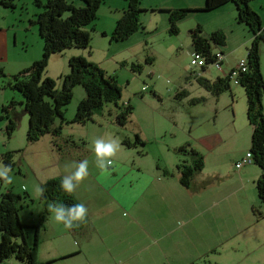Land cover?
<instances>
[{
  "label": "rangeland",
  "instance_id": "374dc122",
  "mask_svg": "<svg viewBox=\"0 0 264 264\" xmlns=\"http://www.w3.org/2000/svg\"><path fill=\"white\" fill-rule=\"evenodd\" d=\"M183 3L188 2H185V0H140L139 20L143 29L131 35L127 40L111 42L110 34L102 36L101 33L92 32L90 45L87 49H69L61 55L49 58L42 77L52 79L56 89L61 88L60 77L69 72L68 59L73 57L72 53H80L83 58L97 64L107 76L115 77L121 89V102H128L134 109L129 123L125 126L104 125L103 128L108 127L104 135L100 133L101 135L88 136L89 128L84 129L79 125H70L69 128L74 129L70 134L72 136L68 137L69 131L62 129L60 136L53 137L47 134L35 143L26 141L28 115L23 113V108L19 109L20 104L18 103V101L24 102V99L17 91L12 90L8 84L12 81L13 75L41 58L42 43L40 41L37 43L32 39L38 35H36L34 28L33 31L31 30L32 26L29 24L31 20H34V13L39 10L34 4V0H16L14 2L16 4L15 9L4 8L0 4V27H2L0 32V69L4 74V77L0 76V115L2 114L1 107L7 105L10 101H14L16 103V113L21 119L19 124L16 122V131L10 138L7 137L5 131L7 120H0V163L4 164L2 157L7 152H11V161L14 163V167L9 172L11 183L0 182V194L7 191V189L20 195L26 192L30 199L32 197L35 199L33 203H29V208H35L38 204L36 198L40 196L36 191L37 188H40L38 182L52 175H58L63 171L62 164L60 165V162L56 161V156L61 155L63 158L76 159L71 163L77 162L80 157L87 158L89 164L95 163L96 158L92 150V142L96 138L119 137L117 139L121 142L129 136L130 141H132V137L134 141L135 136L133 135L135 133L139 135L147 134L148 130L141 125L149 117H156L152 113V109L157 108V106L168 113L174 110L177 119L174 128H171V122L164 123L167 131L165 132L167 144L163 145V151L167 149L165 145L173 147L172 145L178 142L177 147L186 143L198 147L200 140L209 134L219 136L220 142L216 146V152H219V157L223 156L224 159L223 176L235 178L237 172L239 174L248 172V177L253 175L250 164L245 165L240 171L234 168L237 161L240 162L245 158L244 155L248 152L251 137V128L246 117V98L243 88L231 81L229 91L214 96L188 76L190 72H194L209 80L223 77L229 70L235 68L240 60L246 58L252 34L244 24L237 23L236 10L233 7L234 5L229 3L230 5L214 11L189 13L178 23V35H170L168 33L167 12L172 9H191L183 7ZM75 5L80 6L82 3L77 0ZM126 8V0H104L97 12L94 27L96 29L106 27L110 18L116 16L119 19L123 13L122 11ZM252 8L257 11L256 13L259 15L264 27V0H257L252 4ZM29 26V32H25V39L28 37V49L26 47L21 48L23 29L24 27L29 28ZM196 26L201 27L204 37H208L214 30H220L224 33L225 46L214 49V52H223L222 71L210 66L207 68L206 73H200L198 67L190 65L193 54L190 30L195 29ZM12 28L19 31L15 48L11 47L13 44ZM3 43L7 46L5 50ZM258 54L260 72L264 80L263 42L258 43ZM147 57L153 59L151 64L146 63ZM132 65H135V70L132 69ZM143 87H146L147 91H142ZM180 89H185L187 96L175 100L174 94ZM153 91L156 94H152ZM154 95L156 97L160 95L163 100L161 102L157 101ZM84 97L83 88L81 86L75 87L72 92V99L67 106L66 115L70 113V117L73 118L78 103ZM191 99H202V101L192 105L190 104ZM261 102L264 110V94H262ZM110 106L112 105H106L103 110L106 112L111 108ZM13 115L12 113L9 115L12 120H14ZM104 115V118H102L95 114L94 120H101L99 123H103V119L110 117L106 113ZM85 131L86 135H84ZM51 146L57 150V153ZM156 146L157 143L153 141L143 148L138 147L130 150L120 145L113 161H127L128 159L140 161L141 153L150 152L145 158L141 159L153 167L156 160L163 164L161 159L165 160L167 154H157V157L155 153ZM50 149L53 150V153L49 152ZM176 149L173 151L172 156L180 159L178 164L189 161L188 155L181 154ZM172 163L174 162L172 161ZM207 163H210L209 157ZM118 172L119 177L125 173L124 178H127L128 173L126 170H118ZM206 172L212 174L215 169L212 166ZM224 193L229 195L230 192L226 190ZM252 194H250L252 198L247 200L252 202L253 206L247 207L246 211L243 209L234 211L232 207L228 209V203H223L221 207H218L219 210H212L208 216L212 225L210 240L206 243L207 249H211L205 254L208 255V258L206 260L198 258L199 254L203 252L201 249L204 248H202V245L194 243L193 249L184 251V254L189 253L196 258H193L191 264L241 263L235 257L236 255H232L222 244L227 237L226 235L231 234L237 224L241 223L247 227V216L251 217L252 215V213L250 215L248 208L254 207L262 213L259 209L262 204L259 202L257 194L254 195L253 191ZM252 219L254 220L248 226V229L251 227L250 232L247 230L248 233L241 235L244 241L241 247L247 248L248 252L241 251L240 257L246 263L251 261L253 254L262 252L264 248L258 242L261 238H257V234L254 232L256 227H252L256 219L254 216L251 217ZM31 239L30 234L28 242H31ZM252 245L257 248L255 251L252 250ZM231 257H235V259L230 260ZM0 264H18V261L9 259Z\"/></svg>",
  "mask_w": 264,
  "mask_h": 264
},
{
  "label": "crops",
  "instance_id": "0c3cea01",
  "mask_svg": "<svg viewBox=\"0 0 264 264\" xmlns=\"http://www.w3.org/2000/svg\"><path fill=\"white\" fill-rule=\"evenodd\" d=\"M15 1L13 0L12 3L14 4ZM40 1L44 3L46 0ZM186 1L188 3H183V7L201 9L204 7L205 0L203 2L198 0V3L196 0ZM256 1L254 0L250 3L252 10H254L252 4ZM14 6L13 9L16 8V4ZM38 10L33 15L34 19L35 15L41 11L40 8ZM117 20L118 18L113 16L106 27L99 29L94 27L93 32L101 33V35L104 33L107 36L113 31ZM29 24L32 26L31 30L33 31L34 28L36 35H38L37 26L32 25L30 22ZM30 26L23 29L21 48L26 47L28 49V37L25 39V32H29ZM1 28L0 32L2 31ZM18 33L19 31L12 30V48L16 47ZM32 39L37 43L39 41L42 43L39 40V36H35ZM5 49H7L6 44H4ZM54 56L52 55L50 58ZM72 56L82 55L80 53H72ZM92 63L94 62L92 61ZM182 90L185 89H180L174 94L175 100L177 99L175 96ZM142 91H147V88L143 87ZM153 93L156 94L154 91ZM155 99L159 102L163 100L160 95L159 97L155 96ZM21 102L18 101L20 108H17L19 109L23 108ZM66 110L67 107L64 110V116L66 115ZM16 112V107H14L8 115L14 114L13 118L19 124L21 119L18 118ZM152 113L156 117H149L141 125L142 127L145 126V129L149 132L147 131V134L143 135L136 133L133 135L138 136L144 145L127 149L143 148L153 141L157 143L155 149L157 157L159 154H167L165 160L161 159L162 157L160 158L163 164L156 160V164L153 167L141 159L145 158L150 152L141 153L140 161H131L129 159L127 161H113L106 171H101L95 163L89 164L88 177L73 192L76 200L79 203H84L88 208V224L81 231L75 233L66 229L63 224L56 223L51 212L44 223V227H40L37 233V258L40 262H52L51 264H191L193 263L192 260L196 258L189 253L184 254V251L193 249L194 243H198L204 248L201 249L203 252L200 250L202 253L199 254L198 258L205 260L208 258V255L205 254L211 249H207L206 243L210 240L212 230L208 216L213 209L215 211L219 210L218 207H221L223 203H228V209L232 207L234 211L239 209L246 211L247 207L253 206V203L247 199L252 198V191L255 195V182L260 177L261 171L257 166L250 164L253 169L251 177H248V172L246 174L237 172L235 173L237 174L235 178L223 176L224 159L223 156L219 157V152H216V146L220 142L219 136L209 134L200 140L198 147L190 144L195 151L202 155L204 166L200 173L193 176L189 189L182 187L179 184L178 173L176 172L180 159L172 156L173 151L178 148V142L172 145L173 147L165 145L167 149L163 151V145L167 144L165 137V132L167 131L164 123L168 121V123H172L171 128L176 127V112L173 110L168 113L157 106V108L152 109ZM97 115L102 118L105 116L104 113ZM94 116L92 121L79 125L84 129L86 127L89 128L88 136L93 134L101 135L100 133L104 135L108 128L107 126L103 128L104 125H117L114 122V116L108 115L110 117L103 119V123H99L101 120L95 121ZM64 118L67 121L72 119L70 113ZM59 124L60 119L54 122V127H58ZM70 125L78 124L63 123L61 127V131L62 129L69 131L68 137L72 136L70 134L74 130L69 128ZM250 128L252 133V126ZM84 135H86V131ZM125 139L130 141L129 136L125 137ZM119 143L122 146L120 141ZM51 148L56 150L52 146ZM52 149L49 150L50 153H53ZM55 152L57 153V150ZM208 157L210 159L209 164L207 163ZM82 160L84 159L80 157L77 162ZM56 161H59L60 165L62 164V173L39 181V186L50 178H63L74 170L68 165L71 166L73 164L71 162L76 161V159L63 158V156L58 155L56 156ZM212 166L215 172L207 174L206 171ZM244 167L235 169L240 171ZM111 169L112 171H110ZM118 170H126L128 173L127 178H124L125 173L119 177ZM162 170H167L172 175L164 176ZM226 190L230 192L228 193L229 195L224 193ZM37 199L38 204L35 208H29V205H24L19 212L21 221L27 225H38L42 204L39 201V197ZM32 200L34 202V197H32ZM251 207L248 208L250 215L252 213ZM259 209L262 212V217L260 219L255 218L256 220L252 227H256L254 232L257 234V238H261L258 242L264 246V206L260 205ZM253 216L252 213L251 217ZM251 217L247 216V227L241 223L237 224L231 234L226 235L227 237L222 245L232 255H236L235 257L241 262L240 264H264V248L262 252L253 254L251 261L248 263L240 257L241 251L248 252L247 248L241 247L244 242L241 235L248 233L247 230L250 232L251 227L248 229V226L254 220H251ZM178 221L184 222L182 226L178 225ZM30 234L32 236L31 232ZM251 248L253 251L257 249L253 245ZM235 257H231L230 260H234Z\"/></svg>",
  "mask_w": 264,
  "mask_h": 264
},
{
  "label": "trees",
  "instance_id": "16d2710c",
  "mask_svg": "<svg viewBox=\"0 0 264 264\" xmlns=\"http://www.w3.org/2000/svg\"><path fill=\"white\" fill-rule=\"evenodd\" d=\"M13 0H0L5 8H14ZM77 0H34L36 7L41 11L35 15L30 23L38 28V36L42 41V55L29 67L12 76L9 87L17 91L24 99L21 102L25 113L28 115L26 141L35 143L43 136L50 134L53 137L60 136L63 123L84 125L92 121L96 114L114 116V122L118 126H125L129 123L133 113V107L127 102H121V89L113 76H107L105 72L95 63L88 61L82 56H74L68 59L69 72L60 77L61 88L56 89L54 81L42 77L45 73L48 60L52 55H61L69 49H87L91 41V32L94 31V22L97 20V12L104 0H78L82 5H75ZM254 0H205L201 9H172L168 13V33L178 35V23L191 12H209L232 3L237 13V23L244 24L252 34L250 46L247 49L246 61L247 71L241 73L238 78L239 85L243 88L246 98V117L252 133L248 154L251 156V164L257 166L260 177L255 182L256 194L259 202L264 206V110L261 102L264 94V80L260 72L258 43H264V27L259 15L251 9L250 3ZM140 0H127V8L121 17L116 21L114 29L110 34V41L122 42L131 35L143 29L139 20ZM105 36L104 33H102ZM191 47L194 53H200L205 58L204 66L200 67V73H206L210 66H214V59L217 53L223 56V52H214L215 48L225 46V35L222 31L211 32L208 37L202 35L200 26L190 30ZM192 54V56H193ZM146 63L151 64L153 59L146 58ZM223 60L221 61V65ZM135 65L132 69L135 70ZM234 69V68H232ZM231 69V70H232ZM214 80L204 78L202 75L191 72L189 76L196 83L214 96L227 92L231 88L230 73ZM222 71V70H221ZM0 76L4 77L0 69ZM81 86L85 97L78 103L74 117L70 121L64 118V110L72 99L73 89ZM152 94H154L152 92ZM187 91L182 90L175 97H185ZM202 99H191L190 104L199 103ZM106 105L110 106L106 112L103 110ZM16 103L10 101L1 107L0 120L6 119L5 131L10 138L16 131L17 123L10 119L9 112ZM101 112V113H100ZM60 119L58 127L54 122ZM121 144L126 148H134L144 145L135 135L134 141L123 139ZM177 152L188 155L189 161L178 164L179 184L189 189L194 175L203 169V157L195 151L189 143L176 149ZM4 164L12 169L14 163L11 152L5 153L2 157ZM164 176H171L167 170H162ZM63 178H50L40 184L43 190L39 196L42 204V212L39 216L38 225H27L21 221L19 212L24 205L33 203V200L24 192L22 195L14 194L10 189L0 194V263L9 259H15L18 264H51L52 262H40L37 258V233L51 213L50 204H63L71 206L78 204L74 194L64 192L60 185ZM4 180L1 179L0 182ZM256 219L262 214L251 208ZM88 216L85 222L68 229L72 232L81 231L88 224ZM30 232L31 242H28Z\"/></svg>",
  "mask_w": 264,
  "mask_h": 264
},
{
  "label": "clouds",
  "instance_id": "9594fccd",
  "mask_svg": "<svg viewBox=\"0 0 264 264\" xmlns=\"http://www.w3.org/2000/svg\"><path fill=\"white\" fill-rule=\"evenodd\" d=\"M120 148V143L117 138L109 136L107 139L104 137H98L92 142V150L95 154V164L101 171H106L113 163V159L116 157ZM89 162L84 159L79 162H74L71 166L72 170L70 174L65 175L61 181V189L72 194L80 184L88 177ZM11 168L9 165L0 163V179H3L6 183H11V177L9 172ZM38 194H42L43 190L36 189ZM49 211L53 213V218L56 223L63 224L66 229H72L74 226L85 222L88 215V208L84 203L73 204L71 206L63 204H50ZM178 225L184 223L178 221Z\"/></svg>",
  "mask_w": 264,
  "mask_h": 264
},
{
  "label": "built area",
  "instance_id": "2783aa9c",
  "mask_svg": "<svg viewBox=\"0 0 264 264\" xmlns=\"http://www.w3.org/2000/svg\"><path fill=\"white\" fill-rule=\"evenodd\" d=\"M222 60H223V56L220 53H217L213 64H214V67L217 68V70L219 71L222 70V65H221ZM204 63H205V58L203 57L202 54L200 53L193 54L192 59L190 61L191 66H196L200 68L204 66ZM246 71H247L246 61L244 59L240 60L237 66L231 70L229 78L234 84H237L239 75L241 73H245ZM247 164H251V156L249 154H247L245 158H243L240 162H237L235 164V168L239 169Z\"/></svg>",
  "mask_w": 264,
  "mask_h": 264
},
{
  "label": "water",
  "instance_id": "95a60500",
  "mask_svg": "<svg viewBox=\"0 0 264 264\" xmlns=\"http://www.w3.org/2000/svg\"><path fill=\"white\" fill-rule=\"evenodd\" d=\"M23 113H25V111L23 112ZM26 114V113H25ZM19 118V117H18ZM15 120V119H14Z\"/></svg>",
  "mask_w": 264,
  "mask_h": 264
}]
</instances>
